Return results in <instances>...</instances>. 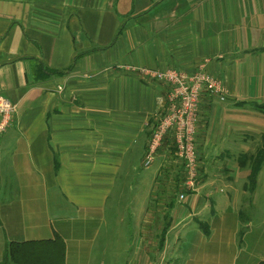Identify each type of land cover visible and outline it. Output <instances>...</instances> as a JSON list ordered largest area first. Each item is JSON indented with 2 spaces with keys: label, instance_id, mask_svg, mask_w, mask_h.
Masks as SVG:
<instances>
[{
  "label": "crops",
  "instance_id": "1",
  "mask_svg": "<svg viewBox=\"0 0 264 264\" xmlns=\"http://www.w3.org/2000/svg\"><path fill=\"white\" fill-rule=\"evenodd\" d=\"M201 65L228 95L201 97L194 147L205 171L179 201L171 138L150 167L141 163L165 90L124 68L192 74ZM0 96L15 107L0 134V262L8 243L59 237L64 264H90L144 168L139 229L152 203H168L180 264L263 263L264 219L256 232L239 217L243 203L264 200V162L249 193L239 158L264 134L255 109L264 105V0H0Z\"/></svg>",
  "mask_w": 264,
  "mask_h": 264
},
{
  "label": "rangeland",
  "instance_id": "2",
  "mask_svg": "<svg viewBox=\"0 0 264 264\" xmlns=\"http://www.w3.org/2000/svg\"><path fill=\"white\" fill-rule=\"evenodd\" d=\"M164 142L165 140H163L162 145L158 147V150L163 146ZM197 156L199 157V155ZM178 160L179 159L177 158L176 153L172 154L169 160L173 163L171 165L175 167V171L174 168H172V171L174 173L170 172L169 174L172 175V177L176 178H178L179 172H181V174L184 173L181 163ZM208 160L210 164L209 167L210 169H212L211 165L217 163L216 161H214V157L212 158V156H210ZM197 161L198 167L195 173L198 175V179L200 180L203 178L201 173L205 171V167L200 164L199 161L201 160ZM204 164H206V161H204ZM175 165H178L180 170H177ZM138 174L139 176H141V183H139L137 186L134 185L136 191H129L127 196L124 198V201L121 202L123 211H126L125 205L127 206V209L129 211L124 212L121 224L115 222L111 227H109V225L106 226V228L104 229L105 231L101 230L96 243H94L95 245L94 249L92 250V258L90 264H180L182 256V254H180L181 250L175 249V246L173 244L175 242V232L168 233L169 226H171L172 221L166 216L168 213L165 211V205H167L168 203L160 201L159 198L155 203H152V205H150V208L154 207L153 210H156V212H154L155 214H153L154 217H152L151 219H143L142 226L139 229V223L142 219L140 215L143 214L142 210L140 209V207L142 206L141 200L145 195L148 185L146 184V180H143L145 179L144 177H146L145 169H139ZM181 180L182 186L183 174L181 175ZM258 185L259 195L261 191L264 193V169L262 170V173L260 175ZM181 186L179 185V189L176 187L177 192L178 190H180V194L184 190L183 188H181ZM156 193L164 194L161 189H157ZM185 194L186 193L184 192V195ZM9 197L10 196H8V198ZM243 204L244 207L240 210L242 220H253L254 231H259V223H261V221L264 219V200L260 202L256 201V204L252 202H245ZM109 216L112 217L113 215L110 213ZM149 223V229H151V232L146 229V226H148ZM244 224L245 222H242L243 228ZM194 225V222H190L187 227H192ZM245 230L246 229H240V231L244 232ZM138 232H140V234ZM162 232L163 238L161 236ZM185 232L186 230H183L180 233L182 235V240H180L181 242L184 241L183 237ZM137 236L140 237L137 238ZM136 241L139 242L138 247ZM179 247L181 246L178 245V248Z\"/></svg>",
  "mask_w": 264,
  "mask_h": 264
},
{
  "label": "built area",
  "instance_id": "3",
  "mask_svg": "<svg viewBox=\"0 0 264 264\" xmlns=\"http://www.w3.org/2000/svg\"><path fill=\"white\" fill-rule=\"evenodd\" d=\"M124 71L136 74L146 82L157 83L165 90V99L161 102L157 124L150 135L141 163L144 168L150 167L158 147L165 138L170 137L184 172L181 186L184 190L178 197L179 201H182L186 194L196 192L199 181L195 173L198 161L194 146L201 97L207 94L223 103L228 93L219 80L206 72L204 65L197 67L192 74L175 69L149 70L146 67H129L124 68ZM14 113V106L0 96V134L9 126Z\"/></svg>",
  "mask_w": 264,
  "mask_h": 264
},
{
  "label": "trees",
  "instance_id": "4",
  "mask_svg": "<svg viewBox=\"0 0 264 264\" xmlns=\"http://www.w3.org/2000/svg\"><path fill=\"white\" fill-rule=\"evenodd\" d=\"M121 29L118 30L113 43L117 39L118 35L121 33ZM256 111L264 115V105H259L255 107ZM260 147L253 155H243L240 157L239 166L241 168L248 167V177L246 191L251 193L256 184L257 175L261 169V165L264 162V134L260 137ZM175 150V149H174ZM242 160V161H241ZM240 220L242 216L240 215ZM197 227H199L204 234L207 235L206 224L197 222ZM163 232L161 236L163 238ZM244 234V231L238 232V240H240ZM4 252L0 264H64L65 257V247L63 241L59 237H55L51 240L43 241H32L23 243H8L4 246ZM258 264H264L258 263Z\"/></svg>",
  "mask_w": 264,
  "mask_h": 264
}]
</instances>
